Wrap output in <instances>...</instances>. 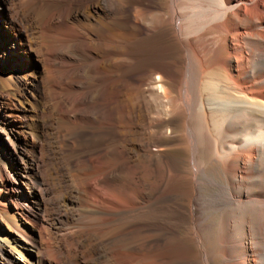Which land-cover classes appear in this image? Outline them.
Returning a JSON list of instances; mask_svg holds the SVG:
<instances>
[{"label": "bare ground", "instance_id": "6f19581e", "mask_svg": "<svg viewBox=\"0 0 264 264\" xmlns=\"http://www.w3.org/2000/svg\"><path fill=\"white\" fill-rule=\"evenodd\" d=\"M3 1L0 264H264V0Z\"/></svg>", "mask_w": 264, "mask_h": 264}, {"label": "rangeland", "instance_id": "374dc122", "mask_svg": "<svg viewBox=\"0 0 264 264\" xmlns=\"http://www.w3.org/2000/svg\"><path fill=\"white\" fill-rule=\"evenodd\" d=\"M0 3L1 4H4V1L3 0H0ZM2 21L4 22V20H2ZM0 151H1V146H0ZM0 224H1V226H0L1 227V233H6L8 231L6 225L2 224L1 222H0Z\"/></svg>", "mask_w": 264, "mask_h": 264}]
</instances>
